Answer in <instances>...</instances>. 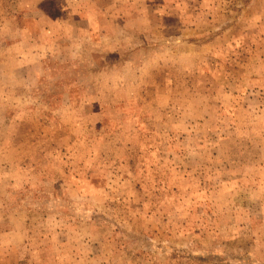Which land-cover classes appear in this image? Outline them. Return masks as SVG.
Listing matches in <instances>:
<instances>
[{
  "label": "rangeland",
  "instance_id": "1",
  "mask_svg": "<svg viewBox=\"0 0 264 264\" xmlns=\"http://www.w3.org/2000/svg\"><path fill=\"white\" fill-rule=\"evenodd\" d=\"M0 264H264V0H0Z\"/></svg>",
  "mask_w": 264,
  "mask_h": 264
},
{
  "label": "crops",
  "instance_id": "2",
  "mask_svg": "<svg viewBox=\"0 0 264 264\" xmlns=\"http://www.w3.org/2000/svg\"><path fill=\"white\" fill-rule=\"evenodd\" d=\"M83 2H85V1H83ZM85 4H87V2H86ZM87 5H89V4H87ZM110 8H112V7H110ZM116 45H117V44H116ZM118 45L121 46L122 43H118Z\"/></svg>",
  "mask_w": 264,
  "mask_h": 264
}]
</instances>
